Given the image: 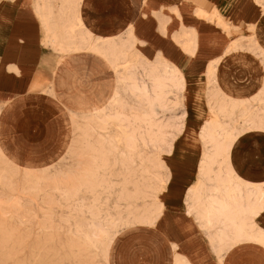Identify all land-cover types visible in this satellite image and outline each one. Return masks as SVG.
Returning <instances> with one entry per match:
<instances>
[{"label":"bare ground","instance_id":"obj_1","mask_svg":"<svg viewBox=\"0 0 264 264\" xmlns=\"http://www.w3.org/2000/svg\"><path fill=\"white\" fill-rule=\"evenodd\" d=\"M35 1L36 12L54 50L92 52L113 73V86L105 101L98 106L75 109L73 117L70 116L73 130L81 131V139L76 145H69L67 152L81 149L90 158L83 169L84 178L72 186L73 193H68L71 199L83 187L90 195L103 190L106 202L111 197L127 202V216L120 215L121 210L115 215L109 214L103 221L101 209L94 204L88 208L90 218L76 224L77 232L84 235V242L99 249L106 264H116L113 229L134 228L138 223L152 225L164 210L159 196L166 189L169 175L165 172L163 155L171 152L183 122L178 114L170 121L163 113L167 109L176 110L182 104L185 77L165 58L154 61L143 58L136 50L132 28L121 37H94L77 16L81 0H60L57 5L52 0ZM195 13L216 22L227 34L239 29L217 13L209 14L201 9ZM176 15L181 17L179 12ZM160 23L166 27L165 21ZM181 26L177 41L187 53L194 54L195 30L188 31ZM251 30L254 32L255 28ZM238 37L233 33L224 55L243 51ZM218 64L216 60L207 66L209 117L200 130L203 153L196 180L186 197L187 213L196 218L217 255L221 256L225 247L238 241H245L248 248L264 253V228L257 221L264 212V181L243 179L230 159L231 150L242 135L264 132V77L256 94L233 96L220 86ZM255 104L260 107L253 111ZM0 154L4 155L1 149ZM8 160L14 163L13 159ZM154 167L163 169L164 177L154 173ZM4 178L2 171L0 183ZM140 178L144 183L138 186ZM145 179L152 181L149 192L144 189L148 185ZM149 196L154 203L139 208L137 200L146 201ZM107 207L108 204L105 210ZM114 207L119 208L120 204L117 202ZM257 258L252 264H264V255ZM170 264L189 262L173 249Z\"/></svg>","mask_w":264,"mask_h":264},{"label":"crops","instance_id":"obj_2","mask_svg":"<svg viewBox=\"0 0 264 264\" xmlns=\"http://www.w3.org/2000/svg\"><path fill=\"white\" fill-rule=\"evenodd\" d=\"M167 1L81 0L77 16L94 37L116 38L133 27L134 35L139 39L138 47L147 58L154 59L157 53H161L171 63H178L183 73L186 69L189 79L195 77L196 82L200 79V72L207 75L211 61L219 60V64H224L222 61L232 53L242 55L249 52L224 55L225 48L232 41L223 30L219 33L224 34L226 41L221 35L214 40L200 41L198 29L207 19L198 18L195 10L220 15L217 10L207 11L203 0H193L196 5L192 6V15L186 13L189 5L179 10L176 4L171 6ZM35 2L0 0V147L17 164L27 166L64 155L68 148L67 135L73 133L71 110L100 105L113 86L112 71L92 52L63 53L52 48ZM52 3L57 5L60 0H52ZM170 7L174 17L169 14ZM263 16L264 12L255 0H234L226 11L227 21L242 27L245 35L252 33L250 25L255 26L254 32L264 47V35L259 31ZM164 20L168 21L165 28L160 23ZM182 24L188 31L195 30L197 47L194 54L187 53L177 41ZM175 63L173 65L182 73ZM226 70L224 67L223 76L227 75ZM217 72L222 86L218 68ZM223 81L222 87L228 93H231V86L246 90L244 83ZM188 151L184 167L173 170L178 175L169 179L161 194L163 213L155 226L143 230L142 236L137 235L144 239L145 246L138 238H133L126 254L116 252V264H123L131 257L137 259H131L130 264L137 261L170 264L173 249L189 264H252L258 261L257 256L250 253L262 250L248 248L245 241L232 243L223 249L221 256L217 255L196 218L187 213L186 197L198 174L203 141L202 152L196 148L185 149V153ZM230 159L240 177L263 182L264 132L242 135L232 148ZM257 221L264 228V212ZM154 237L161 240L159 248V241ZM140 256L143 258H138Z\"/></svg>","mask_w":264,"mask_h":264},{"label":"rangeland","instance_id":"obj_3","mask_svg":"<svg viewBox=\"0 0 264 264\" xmlns=\"http://www.w3.org/2000/svg\"><path fill=\"white\" fill-rule=\"evenodd\" d=\"M233 1L203 0L206 10H217L224 21H227L226 11ZM259 1L261 9L264 10V0ZM167 3L171 6L176 4L179 10L183 9L184 5H189L186 13L191 15L192 6L196 5L193 0H169ZM170 8V11L168 9L165 11H169V14L174 17V11L172 7ZM198 18L207 19V21L203 20V24L198 29L200 41L210 38L214 40L219 35L223 36L225 41L227 40L224 34L219 33L222 28L216 22L210 21L206 17ZM164 21L167 25L168 21ZM254 27L250 25L249 29ZM131 28L136 50L143 58L151 61L165 58L161 53H157L153 60L150 56H148V59L138 47L139 39L134 35L133 27ZM238 28L233 33L239 36L242 50L249 52L242 55L232 53L222 61L224 64H218L217 68L220 72L222 86L225 84L223 81L225 79L227 82L236 80L234 82L238 84H245V91H241V87L231 86V95L249 97L257 93L264 77V49H262L264 47L259 42L256 32L254 33L252 30L250 35H245L242 27ZM259 31L264 35V16L259 23ZM124 33L119 36H125ZM233 33H228L227 37L231 38ZM228 41L230 42V39ZM179 46L184 53L182 46L180 44ZM167 61L171 62L168 59ZM175 64L182 71V67L178 63ZM261 64L263 67L260 66ZM224 67L227 68V75L225 76L222 73ZM184 70L185 73L183 71L182 73L186 85L183 91V102L178 109H167L163 113L164 117L170 121L178 114L179 120L183 122V128L181 132H178V136L174 139L172 145L174 151L171 150L172 154L169 152L163 155L165 172L169 175V179H175L178 175L177 171H173L174 169L184 167L185 158L188 157L187 153H189V151L185 153V149L196 148L201 149L202 152V140L199 136V130L209 117L206 103L208 90L206 72L205 74L200 72V79L196 82L195 77H192L193 80L189 79L187 70ZM258 107L260 106L255 104L251 110H257ZM74 111L75 109L71 110V117H73ZM76 119L78 122L82 120L80 117H76ZM79 139H81V131L73 130V133L67 135V145L72 144L74 146ZM67 150H65L64 155L56 158H48L45 161H39L40 163L32 162L34 165L31 166L33 167L17 164L15 161L11 163L5 153L3 156L0 154V173L3 171L5 177L3 183H0V264H106L99 249L84 242V235L77 232L76 224L90 218L88 208L94 206V204L101 209L100 216L103 221H106L109 214L115 215L116 212L121 210L123 212L120 215L127 216L125 211L127 202L116 197H111L109 198L110 201L106 202L107 195L103 190L100 189V194L90 195L83 187L78 196L71 199L68 193H73L72 186H76V184H79V179L84 178L83 169L89 164L90 158L81 149H77L75 153H68ZM1 151L3 152L2 149ZM153 172L164 177L163 169L154 167ZM145 182H148V185L144 189L149 192L152 181L145 179ZM143 183L144 181L140 178L138 186ZM115 185L118 184L115 183ZM128 192H132V189ZM161 194L159 196L160 202H162ZM153 200V197L149 196L146 201L137 200V204L139 208H142L145 204H152ZM117 202L120 204L119 208L114 207ZM107 204L109 208L107 207L105 210ZM157 220L152 225L138 223L134 228L117 227L113 229L116 238L114 252L118 251L119 254H126L133 238H138L143 243L144 239L140 237L143 235V230L155 226ZM153 239L159 241L157 242L159 248L161 240L155 237ZM150 242L151 239L148 244ZM251 254L257 257L264 255L262 251ZM131 259L137 258L131 257ZM130 260H126L123 264H130L128 263ZM131 264H142V261L132 262Z\"/></svg>","mask_w":264,"mask_h":264}]
</instances>
